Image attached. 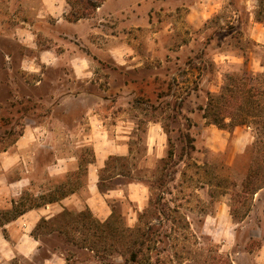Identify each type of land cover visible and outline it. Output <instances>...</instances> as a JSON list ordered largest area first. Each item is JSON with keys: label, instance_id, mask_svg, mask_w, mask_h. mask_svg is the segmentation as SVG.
Returning a JSON list of instances; mask_svg holds the SVG:
<instances>
[{"label": "rangeland", "instance_id": "374dc122", "mask_svg": "<svg viewBox=\"0 0 264 264\" xmlns=\"http://www.w3.org/2000/svg\"><path fill=\"white\" fill-rule=\"evenodd\" d=\"M199 2L206 0L166 3L169 10L178 9L165 21H173L174 13L175 24L184 26L189 7ZM37 4L0 0V186L30 175L29 192L47 195L41 202L82 190L80 197L85 198L87 168L94 158L91 115L99 112L103 123L132 133L133 148V156L124 162L127 166L116 170L126 177L107 180L101 189L137 182L148 188V200L139 213L129 199L110 200L115 207L112 224L99 230L95 225L99 246L94 251L89 244L86 249L70 241L74 227L58 231L65 224L90 225V217L77 222L75 216L65 215L51 222L53 228L44 225L34 232L43 246L38 256L17 257L9 264H40L48 252L63 254L65 264H126L132 244L150 226L162 237L158 253L167 264H213L218 255L236 264L231 246L234 252L257 251L264 243V185L257 193L246 192L243 185L253 164L264 161L259 151L264 128L250 123L222 129L204 118V109L211 96L226 91L229 78L240 81L253 75L264 89V0H222L219 13L191 29L158 34L147 30L141 36L133 32L145 60L144 70L135 74L107 53L115 41L106 36L105 18L99 34L83 39L64 21L38 17ZM107 4L115 12L129 8L128 0ZM24 22L38 32L33 53L54 48L56 63L49 60L48 66L23 69L22 58L29 51L12 32L25 27ZM80 56L91 61L92 73L83 82L72 67ZM153 124L166 139L163 159L147 157L148 127ZM180 129L194 139V150L184 157ZM21 133L25 138L16 142ZM65 167L68 173L61 175ZM2 198L1 204L10 201L9 196ZM239 264L252 263L240 259Z\"/></svg>", "mask_w": 264, "mask_h": 264}, {"label": "crops", "instance_id": "0c3cea01", "mask_svg": "<svg viewBox=\"0 0 264 264\" xmlns=\"http://www.w3.org/2000/svg\"><path fill=\"white\" fill-rule=\"evenodd\" d=\"M108 1L105 0L103 5L93 14L95 18H92V15L78 22H69L66 19L70 11V6L66 0H37L36 11L40 18L53 17L57 19L58 24L64 21L69 30L83 39L95 37V34H99V28L105 18L108 28L106 36L108 39L111 37L115 41L107 48V53H111L114 63L119 67H125L126 71L135 74L144 70L142 67L145 64V60H142L139 48L142 44L134 42L133 32L141 36V32H146L147 30H155L153 33L158 34V30H179L183 27L185 29L198 27L212 19L215 13H219V9L222 6V0H206L204 3L199 2L191 5L189 7L190 10L184 16V26L181 27V24H175L177 19L174 13H177L178 6L172 7L170 10L168 8V4L172 5L177 0H128L129 8L120 12L111 11L108 8ZM171 11L174 13L171 15L170 20L173 21H165V16ZM105 14L107 17H104ZM168 18L170 17L168 16ZM24 24H26L25 27L12 32L13 39L16 40L15 37H17L18 40L16 41L21 45V48L25 49L26 52L29 51V54H25L22 58V66L29 65L31 67L33 65L36 68L40 63L48 66L50 65L49 60L52 61L51 63H56L58 58H53L55 56L54 52H56L54 48L39 50L38 54L33 53L34 50L38 49V32L33 30L34 26L30 22H24ZM4 34H9L8 30L4 31ZM10 57L9 54L8 58L10 59ZM82 58V56L75 58L72 67L77 79L83 82L87 80L84 77H88L92 70L90 68L91 61ZM53 59H55V62H53ZM23 69L27 68L24 66ZM28 71L31 73V71L36 70ZM132 82H135V80L130 81V83ZM91 116V134L89 136H91L90 141L94 158L87 168L88 182L85 188V198L80 197L83 194V190L70 192V195L64 199L29 210L1 227L0 264H9L12 259L17 257L33 260L39 255L43 246L41 240L38 239L34 232H36L38 224L43 219L53 221L66 211L78 214L89 210L97 221L105 223L111 218L113 213V205H111L110 200L112 203H119L123 199H129L137 207V213L146 208L148 188L140 183L129 181L124 188L118 185L114 188L105 186V190L101 189V185L107 180L126 177L122 173H117L116 170L120 167H126L127 164L125 165L124 162L133 156V148L130 143L132 133L122 130L121 125L103 123L99 112H95ZM148 132L147 157L153 156L155 159H163L166 155V139L162 135L159 126L157 124L149 125ZM24 138L25 136L22 134L16 142ZM112 159H115L116 165L110 164L109 166V162ZM67 173L68 168L66 167L65 170L60 172L61 175ZM129 173L133 174L135 170H131ZM32 184L33 179L28 175L7 183L5 186H0V199L4 200L2 198L4 196H9L10 198V201L5 204H1L2 201H0V209L1 205H5L2 206L1 212L12 210L14 203L19 201L17 198L24 192L32 190ZM43 195L46 194L44 193ZM35 196L38 197L37 195ZM233 250L234 246H231L230 251L236 264H239L240 259H247L252 264H264V243L253 253L239 250L234 252ZM65 263L64 255L56 252H48V256L40 262V264Z\"/></svg>", "mask_w": 264, "mask_h": 264}, {"label": "trees", "instance_id": "16d2710c", "mask_svg": "<svg viewBox=\"0 0 264 264\" xmlns=\"http://www.w3.org/2000/svg\"><path fill=\"white\" fill-rule=\"evenodd\" d=\"M70 6V11L66 17L69 22H78L81 19H86L91 17L98 8H100L105 0H66ZM230 84L226 87V91L217 96H211L209 101L204 109V118L210 122V124L217 125L222 129H226L228 125H247V124H256L261 129L264 128V89L260 87L258 79L253 75L249 78H245L239 81L238 78H229ZM257 82L256 84L253 83ZM180 111V110H179ZM227 120L230 122L228 123ZM181 138L183 143V148L181 150V156L184 157L186 152L189 150H194V139L192 138L189 131L185 129H180ZM22 135L19 134L18 138ZM17 138V139H18ZM171 143V139L169 138ZM262 146L259 148V151L264 156V141L261 142ZM171 145V144H170ZM173 150L169 149V157L173 156ZM120 161V160H119ZM256 159L254 160L255 163ZM263 166L261 167L260 165ZM259 166L255 163L251 167L250 173L243 185V188L246 192L252 191L257 193L262 189L264 185V161L258 162ZM116 165L115 159H112L109 162V166ZM262 168V169H261ZM249 193V192H248ZM70 192H63L56 196L53 195L50 199L45 200V196L42 195L36 197L30 192H25L21 195L19 202L14 203L13 209L10 211L0 212V228L10 223L11 221L17 219L24 213L29 210L45 206L50 203H54L64 199L69 196ZM150 200H152L150 198ZM149 200V202H150ZM161 205V201H159ZM166 207V204L162 205ZM172 212V210L170 209ZM115 214V207L113 206V213L111 218L105 223L97 221L89 210L82 213L75 214L73 212L66 211L60 216L71 215L75 216L76 220L80 218H85V215L90 217V225L85 226V223H77L73 225L59 226L58 229L60 233L64 232V229L67 227H74L73 231L74 236L71 238V242L75 245H82L81 248L88 249L89 247L85 246L89 244L90 250L94 251L98 247V239H95V225L97 229H107L110 228L112 224L111 219ZM58 216V217H60ZM58 217L53 221H46L45 219L41 220L38 224L36 231L46 225L52 226L53 223ZM88 219V217H86ZM156 227L150 226L147 232L141 234L140 240H135L134 244L131 246V251L129 258L126 259V264H167V262L160 257L158 253V246L162 242V237ZM72 231V230H71ZM66 233V232H64ZM90 236H93L91 238ZM213 264H234L231 260L223 256H216L212 260Z\"/></svg>", "mask_w": 264, "mask_h": 264}]
</instances>
